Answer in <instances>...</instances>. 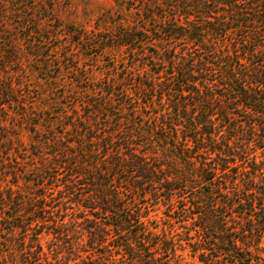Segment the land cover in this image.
I'll use <instances>...</instances> for the list:
<instances>
[{
    "label": "trees",
    "instance_id": "obj_1",
    "mask_svg": "<svg viewBox=\"0 0 264 264\" xmlns=\"http://www.w3.org/2000/svg\"><path fill=\"white\" fill-rule=\"evenodd\" d=\"M137 1L139 22L102 38L128 62L43 141L59 147L34 148L37 171L14 161L11 180L0 155V264H40L42 230L66 216L51 192L77 207L91 261L179 264L184 241L198 264H264V193H250L264 192V0ZM157 204L168 231L147 217Z\"/></svg>",
    "mask_w": 264,
    "mask_h": 264
},
{
    "label": "rangeland",
    "instance_id": "obj_2",
    "mask_svg": "<svg viewBox=\"0 0 264 264\" xmlns=\"http://www.w3.org/2000/svg\"><path fill=\"white\" fill-rule=\"evenodd\" d=\"M138 7L137 0H0V100L4 99L0 104V155L2 174L7 180H11L14 161L23 165L26 173L40 166L33 153L35 147L42 152L59 147L58 141L48 145L43 141L50 135H54V140L61 138L58 130L63 122L70 120L66 115H73L71 106H76L79 114L83 113L79 104H86L97 94V89L89 88L90 82L102 81L105 76L117 78L121 74L120 70L128 62L126 53L109 49L111 41L102 38L111 35L118 24L139 22ZM8 51L15 52L20 61L4 62ZM252 167L258 168L255 181L259 183L264 176V157L255 158ZM26 190L32 191L34 187ZM51 193L52 214L66 216L60 226L57 223L48 231L42 230L40 264H101L100 259L91 261L86 256L83 245L86 233L81 228L77 207L65 209L70 206L63 197L65 192ZM250 193L256 205L264 192ZM148 209L147 217L157 225L156 230L168 231L161 223L165 219V207L157 204ZM11 214V208L0 211V220ZM253 214V224L257 225L258 207ZM237 219L241 224L244 221L241 216ZM182 230L176 224L170 227L171 234H178L175 238L182 236ZM180 244L176 250L179 264H198L184 241ZM258 252L264 256V236ZM96 256L92 253L91 258Z\"/></svg>",
    "mask_w": 264,
    "mask_h": 264
}]
</instances>
